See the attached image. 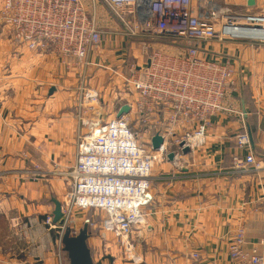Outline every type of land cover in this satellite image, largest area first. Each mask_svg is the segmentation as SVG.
Here are the masks:
<instances>
[{"label": "crops", "instance_id": "obj_1", "mask_svg": "<svg viewBox=\"0 0 264 264\" xmlns=\"http://www.w3.org/2000/svg\"><path fill=\"white\" fill-rule=\"evenodd\" d=\"M211 1L233 15L264 10V0H254V5L248 0ZM83 2L104 31L102 45L92 55L95 64L88 70L90 86L102 95L110 92L112 70H126L127 59L139 56L140 43L122 33L125 25L107 0ZM2 25L0 264H69L62 229L47 224L46 218L55 209L52 198L61 202L68 189L64 172L75 163L78 132L87 130L79 120L80 77L56 54L28 49ZM208 47L211 58H234L235 83L226 95L224 112L212 119L207 142L181 158L172 154L154 168L149 224L133 235L143 258L140 264H240L229 254L239 226L246 230L245 251L264 253V170L260 180L254 172L233 169L234 155L246 153L237 145L245 131L255 154L264 159V42L239 39ZM84 116L91 118L88 111ZM88 220L95 264H134L111 233Z\"/></svg>", "mask_w": 264, "mask_h": 264}, {"label": "built area", "instance_id": "obj_2", "mask_svg": "<svg viewBox=\"0 0 264 264\" xmlns=\"http://www.w3.org/2000/svg\"><path fill=\"white\" fill-rule=\"evenodd\" d=\"M151 1L143 19L139 0H107L125 25L122 33L135 38L141 48L126 70L111 69V83L123 85L117 99L129 110L107 119L97 111L92 113L96 118L84 116L101 106L88 70L95 64L92 55L102 45L104 31L83 0H3L0 8V19L14 39L38 53L52 51L80 77L79 120L87 130L78 132L75 163L64 172L70 187L61 201L64 223H54L53 215L46 223L62 229V243L75 212L100 211V226L119 241L123 256L134 264L143 262L133 235L149 224L154 168L170 154L181 158L188 154L183 153L185 147L194 153L207 142L212 119L224 112L226 95L235 83L234 58H211L208 45L239 39L264 42V10L239 16L211 0ZM164 38L173 42L153 43ZM155 134L164 139L157 150L152 145ZM237 145L246 153L234 155V171L254 172L261 180L264 159L255 154L248 131L238 136ZM71 232L78 234L77 228ZM245 235L243 226L234 232L231 258L240 264H264V253L245 251Z\"/></svg>", "mask_w": 264, "mask_h": 264}, {"label": "water", "instance_id": "obj_3", "mask_svg": "<svg viewBox=\"0 0 264 264\" xmlns=\"http://www.w3.org/2000/svg\"><path fill=\"white\" fill-rule=\"evenodd\" d=\"M142 0H139V11L143 19H145L149 14V9L151 7V0H146L145 7L143 6ZM254 0H248L249 5H254ZM129 110L128 105H124L119 114ZM163 137L160 134H155L152 138V145L154 149H158L163 143ZM190 152V147H185L183 153L187 154ZM172 157V154L169 155ZM53 203L55 204V209L53 211L54 223L62 225L63 221V211L62 204L57 198H52ZM89 238V229L86 224L77 235H72L71 229L68 228L65 230L62 236L63 249L67 253L69 264H95L92 258L91 250L88 245Z\"/></svg>", "mask_w": 264, "mask_h": 264}, {"label": "rangeland", "instance_id": "obj_4", "mask_svg": "<svg viewBox=\"0 0 264 264\" xmlns=\"http://www.w3.org/2000/svg\"><path fill=\"white\" fill-rule=\"evenodd\" d=\"M1 4H3V2ZM218 5L220 6V4H218ZM1 7H2V5L0 6V8ZM1 23H2V21H1ZM0 25H2V24H0ZM2 26L6 27L4 24ZM6 29H7V27H6ZM7 31H8V29H7ZM8 33H10V32L8 31ZM159 42L166 44V43L173 42V40L170 39V38H168V39L164 38L163 40H160V41H153V43H156V44L159 43ZM49 52H52V51H49ZM127 60H129L128 63L133 62L134 61L133 56L129 57ZM99 68H103V67L100 66ZM119 87H121L120 89L123 90V85L120 82H114L113 81L109 85V91L110 92L109 93L108 92H102L101 93L102 95H100L101 96V102H100L101 106H99L100 109H97V110H94V108H93V110L88 109V115L90 117H92V113H95L94 111H97V113L98 112H102L104 119H107L111 115H115L116 114V110H117V108L120 105V103L118 101L117 102L115 101V100H117V97L120 94V92L118 94H116L118 89H119ZM126 90H127V88H126ZM114 92H115V94H114ZM112 94H113V96L115 95V97H113L114 99L111 97ZM114 107H115V109L112 110V108H114ZM99 110H101V111H99ZM69 190H70V187L68 186V189L66 190V192L69 191ZM63 196H64V194H63ZM63 196H62V199H63ZM79 211H81V210H79ZM79 211L75 212V217L73 218L74 219L73 223L67 224L66 229H68V228H70L71 230L75 229L76 228V224L79 221L78 218L80 219V223H79L80 226H81L80 229H82L84 227V225H86V223H87L86 219H89L88 223H91L92 226L95 225V224L96 225H101V222L103 220V213L102 212L96 211V210H88V211H81V212H79ZM81 213H82V215H81ZM71 226H74L75 228H73ZM77 226H79V225L77 224Z\"/></svg>", "mask_w": 264, "mask_h": 264}, {"label": "bare ground", "instance_id": "obj_5", "mask_svg": "<svg viewBox=\"0 0 264 264\" xmlns=\"http://www.w3.org/2000/svg\"><path fill=\"white\" fill-rule=\"evenodd\" d=\"M141 2H142V4H143V6L145 7L146 0H142ZM239 33H243V34H245V35H249V34L251 35L250 32H239Z\"/></svg>", "mask_w": 264, "mask_h": 264}]
</instances>
